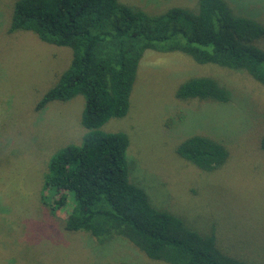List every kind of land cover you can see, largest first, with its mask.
<instances>
[{"label": "rangeland", "instance_id": "obj_1", "mask_svg": "<svg viewBox=\"0 0 264 264\" xmlns=\"http://www.w3.org/2000/svg\"><path fill=\"white\" fill-rule=\"evenodd\" d=\"M15 1L0 0V264H161L126 238L99 243L90 233L66 229L70 203L52 212L49 203L64 191L46 190L45 173L57 150L82 142L85 101L77 94L36 108L69 66L72 49L43 41L31 31H11ZM122 1L153 13L197 4ZM227 1L236 13L264 23V0ZM199 75L216 77L229 89L230 99L178 98L179 85ZM102 128L128 134L130 179L145 188L155 206L179 215L201 233L214 231L229 254L264 264L261 82L246 70L201 64L180 51L148 50L128 112ZM197 133L227 146L223 165L205 171L179 155V142Z\"/></svg>", "mask_w": 264, "mask_h": 264}, {"label": "trees", "instance_id": "obj_2", "mask_svg": "<svg viewBox=\"0 0 264 264\" xmlns=\"http://www.w3.org/2000/svg\"><path fill=\"white\" fill-rule=\"evenodd\" d=\"M10 30L31 31L72 49L69 66L36 106L84 96L82 142L57 150L44 177L46 190L64 191L49 203L52 212L70 203L66 229L90 233L99 243L126 238L161 264H261L229 254L214 231L201 233L155 206L145 188L130 179L128 134L102 126L128 112L148 50L180 51L201 64L243 69L264 85V23L236 13L227 0H197L196 6L154 13L122 0H16ZM229 93L216 77L199 75L184 80L176 95L226 102ZM177 152L205 171L229 157L225 144L198 133L181 140Z\"/></svg>", "mask_w": 264, "mask_h": 264}]
</instances>
